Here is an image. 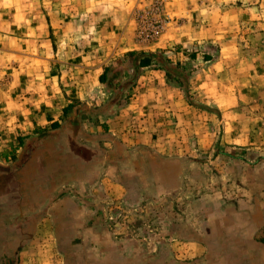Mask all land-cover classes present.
<instances>
[{"label": "rangeland", "instance_id": "374dc122", "mask_svg": "<svg viewBox=\"0 0 264 264\" xmlns=\"http://www.w3.org/2000/svg\"><path fill=\"white\" fill-rule=\"evenodd\" d=\"M229 9L235 12L231 30L213 42L214 35L224 33L219 14ZM246 9L252 10L249 18L239 13ZM225 44L233 56L222 60ZM131 51L162 52L180 63L191 75L188 83L166 84L194 111L173 121L153 100L158 124L146 130L157 135L148 140L145 131L146 144L136 143L135 119L122 133L109 118L134 94L149 90L147 84L135 89L136 82L100 114L81 111L86 133L110 136L134 153L124 162L97 160L83 174L64 177L37 206L15 198L8 205L12 214L0 209V225L19 215H39L19 264H264V126L232 124L234 136L239 130L258 132L260 142L251 137L244 144L226 143L222 118L213 116L209 99L193 90L194 77L202 73L232 75L230 69L239 66L234 75H264V0H0L2 101L48 102L44 110L54 115L68 95L76 107H102L118 87L107 89L99 76L106 67L125 71ZM218 60L220 67L207 71ZM141 75L165 78L160 69L145 68ZM157 82L150 90L166 100ZM37 127L24 142L52 130ZM1 140L0 146L14 142ZM89 144L114 149L105 138ZM22 150L23 145L0 165L14 163ZM177 151L183 153L173 154ZM133 176L142 181L129 198L121 178Z\"/></svg>", "mask_w": 264, "mask_h": 264}, {"label": "trees", "instance_id": "16d2710c", "mask_svg": "<svg viewBox=\"0 0 264 264\" xmlns=\"http://www.w3.org/2000/svg\"><path fill=\"white\" fill-rule=\"evenodd\" d=\"M125 57V71L123 67H106L103 74L99 76L100 83L107 89L118 87L115 95L106 105L94 109L80 104L76 107L73 103L66 106L61 123H54L51 131H42L43 133L37 137L26 142L21 141L23 150L16 161L8 166L0 165V191L3 193L0 194V209H4L5 214L11 212L8 205L15 198L24 199L30 205L37 206L45 192L64 177L70 174H83L85 169L94 165L97 160L124 162L134 153V150H125L110 136L86 133L82 128L80 113L104 112L105 108L112 106L125 90L136 85L141 71L145 68L163 70L167 84L172 86L181 87L188 83V78L191 76L180 63H173L162 52L131 51ZM204 58L209 59L211 55H205ZM183 89L185 100L192 105L188 92L185 88ZM102 138L113 142L114 149L89 144L91 141ZM150 157L154 158L152 155ZM121 179L129 198L138 193L141 178L133 176ZM38 218L39 215L36 214L19 215L12 223L0 225V264H19L20 251L35 236V224ZM59 242V249L66 255L67 252L60 237ZM67 264L73 263L69 261Z\"/></svg>", "mask_w": 264, "mask_h": 264}, {"label": "crops", "instance_id": "0c3cea01", "mask_svg": "<svg viewBox=\"0 0 264 264\" xmlns=\"http://www.w3.org/2000/svg\"><path fill=\"white\" fill-rule=\"evenodd\" d=\"M251 11L252 10L246 9L243 11L240 10L239 13L241 15L247 13L248 15L246 18H249L248 16L251 14ZM233 13L235 12L232 11V9H229L228 12L219 14V17L223 20L224 25L222 27L224 28V33L222 34V36L214 35L215 37L211 38L213 42L221 40L220 38L223 39V35L226 32H230L231 29L229 28V24H233ZM221 54L222 55L220 58H222V60L223 58L232 57L233 48L231 47V45H222ZM31 57L33 59L35 58L34 56ZM220 61L221 60H218V62L211 65L207 69V71L218 69L220 67ZM227 66L228 65H226V67ZM238 67L239 66H236V68L230 69L232 75H202L204 73H202L201 75H197L196 77H194L195 79H198L193 84V90L201 93L205 98L209 99V102H211V107L215 109L214 114H212L213 116L217 117L218 119L220 118V122L222 118L221 124L224 125L225 132L223 139H225L226 143L236 145L244 144L243 140H248V138L251 137L254 139V141H257L259 143L260 139L257 138L258 132H245L239 130L238 126H234L236 131L239 130L238 133H236V136H234L233 132L235 131H232L231 129L232 124L254 125L261 123L263 124L262 126H264V75H234L235 70H237ZM153 73H155V71H153ZM26 75H33V73H26ZM155 78H157V83L159 84L158 87L167 93L166 100L158 98V95H156L157 90H150L151 87L155 85ZM221 80H224V83L221 84ZM145 84L150 87L149 90H145L143 94L140 92L134 94L129 98V102L124 106V108L119 109L118 112H115V114L111 118H109L114 128L119 127V130H121L122 133L128 132V128H126V126H128L132 122V119H135V121L133 122L134 129L137 131V133H135L134 137L139 136L136 140V143L139 144L147 143L145 140L141 141V139L146 136L145 131L154 130L153 127H156L158 124L157 117L155 120H153V117L157 115L153 113V110L150 108V106H157V104H155L153 100L159 101V103L161 104V108H164L165 112H161L163 116H170L168 118L173 119V121L176 119L183 120L185 117H187L186 113L194 111L193 108L185 104L183 97L180 95L178 90L174 88L171 89V87L166 84L164 75H141L137 80L135 89H138ZM25 91L26 89L21 90V92ZM249 92L253 93L255 97L249 99ZM175 97H179V99H176ZM68 98L69 99L65 101L61 109L57 113H55V115L53 113H50L52 110H44L45 106L49 105L48 102L42 103V101L39 100L22 98L15 99L14 101L9 99H5L3 101L0 100L1 141H14L13 143L2 144L0 146V163L2 161L5 162L8 157L10 159V156H13L16 152H18V150L21 148V141L24 142L25 140H27V138H29V134L35 132L37 126H39L37 127V130H39V128L48 129L51 128L54 123H60L64 108L70 105L73 99V97H71L70 95H68ZM151 101L153 103L149 105V102ZM101 102H104V100ZM28 103L31 106L28 105ZM173 103L178 107L174 108ZM138 104H141L140 108H138ZM142 104L143 106L146 105L147 107H143ZM257 108H259V110ZM133 109H135L134 114L136 115H133V113H131L133 112ZM142 110L145 111V113L140 117L139 114L142 113ZM235 111L237 116L233 115ZM149 117L151 118V120ZM225 117H228L230 119L229 122L225 121ZM225 123L227 124V126L225 125ZM45 124L47 125V127H44L46 126ZM28 130L31 131L28 132ZM138 131H143L144 134L142 133L143 135H140ZM115 132L117 133L116 130H113V135L120 138L121 135L119 133L116 134ZM124 135L125 134H122V136ZM147 135L149 136V138L147 137V139L152 140L156 137L157 134L149 133L147 131ZM181 150L179 149V151ZM179 151L173 154L183 153H178Z\"/></svg>", "mask_w": 264, "mask_h": 264}]
</instances>
